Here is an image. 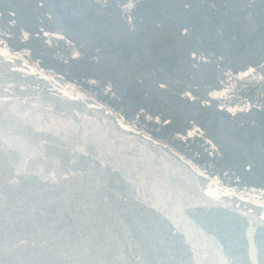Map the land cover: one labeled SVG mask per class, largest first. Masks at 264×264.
<instances>
[{"label":"water","instance_id":"water-1","mask_svg":"<svg viewBox=\"0 0 264 264\" xmlns=\"http://www.w3.org/2000/svg\"><path fill=\"white\" fill-rule=\"evenodd\" d=\"M0 133V264H264L262 197L2 42Z\"/></svg>","mask_w":264,"mask_h":264},{"label":"rangeland","instance_id":"rangeland-1","mask_svg":"<svg viewBox=\"0 0 264 264\" xmlns=\"http://www.w3.org/2000/svg\"><path fill=\"white\" fill-rule=\"evenodd\" d=\"M159 1V7L147 9L149 27H142L139 37L129 30L108 34L112 41L124 38L139 47L116 49L114 57L95 35L73 27H67L68 38L81 40L78 50L86 57L45 40H31L27 48L13 42V51L66 86L114 104L126 121L148 134L172 141L218 182L264 199V90L258 109L241 110L233 93L223 92L224 68L240 60L234 47L247 50L257 27L253 44L264 86V0ZM11 34L18 37L17 30ZM97 47L105 49L97 54Z\"/></svg>","mask_w":264,"mask_h":264},{"label":"flooded vegetation","instance_id":"flooded-vegetation-1","mask_svg":"<svg viewBox=\"0 0 264 264\" xmlns=\"http://www.w3.org/2000/svg\"><path fill=\"white\" fill-rule=\"evenodd\" d=\"M159 3V0H0V42L7 50L14 52L13 42H16L17 47L27 48V43L31 44V40H45L47 43L74 49L75 54L78 51L82 58L86 57L82 50H78L83 48L81 40L78 39L74 43L71 37L68 38L67 27H73L79 34L95 35V39L98 38L105 44L106 54L114 57L116 49L130 50L137 49L138 46L124 38L112 41L108 34L114 33L115 30H129L139 37L143 32L141 28L149 27L147 9L152 5L159 7ZM138 9L140 10L137 12ZM225 16L228 17V13H225ZM99 24H102L101 29ZM14 30H17L18 37L11 34ZM257 30L258 27L251 31L247 50L234 47L235 57L240 58L238 65L224 68L228 83H225L223 92L229 93V96L233 93L236 108L239 107V110L249 107L258 109L259 97L264 90L263 76H259L258 72L260 52L253 44ZM227 31L230 33L229 29ZM103 48L97 47V54H101ZM239 52H243V57L239 56ZM141 60L134 64L139 67ZM105 103L125 120L114 104ZM253 137H258L257 132Z\"/></svg>","mask_w":264,"mask_h":264},{"label":"trees","instance_id":"trees-1","mask_svg":"<svg viewBox=\"0 0 264 264\" xmlns=\"http://www.w3.org/2000/svg\"><path fill=\"white\" fill-rule=\"evenodd\" d=\"M147 131V130H146ZM150 131V130H149ZM151 132V131H150ZM153 133V132H152ZM155 134V133H154ZM165 142H167L168 144H170L173 148H175L176 150H178L182 155H184L185 157L189 158L193 164L197 165V160L194 159V157L191 156H187V154L185 152H183L181 149H179L177 147V145H175L172 141L168 140V139H163ZM235 190H237L238 192H240L239 190L242 189L240 186H234Z\"/></svg>","mask_w":264,"mask_h":264},{"label":"snow or ice","instance_id":"snow-or-ice-1","mask_svg":"<svg viewBox=\"0 0 264 264\" xmlns=\"http://www.w3.org/2000/svg\"><path fill=\"white\" fill-rule=\"evenodd\" d=\"M0 138H2V133H0ZM27 161H22L21 162V168L19 169V171L23 170V167L26 165Z\"/></svg>","mask_w":264,"mask_h":264}]
</instances>
